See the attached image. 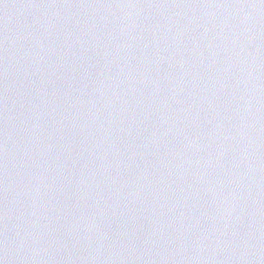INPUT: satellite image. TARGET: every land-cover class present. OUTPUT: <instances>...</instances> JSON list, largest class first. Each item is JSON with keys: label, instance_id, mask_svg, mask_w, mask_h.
Wrapping results in <instances>:
<instances>
[{"label": "water", "instance_id": "water-1", "mask_svg": "<svg viewBox=\"0 0 264 264\" xmlns=\"http://www.w3.org/2000/svg\"><path fill=\"white\" fill-rule=\"evenodd\" d=\"M0 264H264V0H0Z\"/></svg>", "mask_w": 264, "mask_h": 264}]
</instances>
